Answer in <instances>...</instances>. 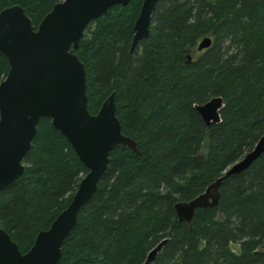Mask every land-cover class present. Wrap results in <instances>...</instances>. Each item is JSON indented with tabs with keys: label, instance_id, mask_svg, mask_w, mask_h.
<instances>
[{
	"label": "trees",
	"instance_id": "1",
	"mask_svg": "<svg viewBox=\"0 0 264 264\" xmlns=\"http://www.w3.org/2000/svg\"><path fill=\"white\" fill-rule=\"evenodd\" d=\"M58 1L0 0V10L18 4L36 27ZM141 1L90 20L74 50L89 112L114 91L121 132L141 155L111 150L55 264H143L163 238L147 264H264V151L221 180L217 204L196 208L190 223L174 210L264 136V0H158L148 37L130 49ZM8 68L0 52V81ZM213 96L223 100L220 121L206 127L194 104ZM22 163L0 192V227L26 252L87 169L48 117Z\"/></svg>",
	"mask_w": 264,
	"mask_h": 264
},
{
	"label": "water",
	"instance_id": "2",
	"mask_svg": "<svg viewBox=\"0 0 264 264\" xmlns=\"http://www.w3.org/2000/svg\"><path fill=\"white\" fill-rule=\"evenodd\" d=\"M130 0H60L46 12L36 27L18 4L0 10V52L9 68L0 81V192L23 172L22 159L28 151L41 117L50 118L52 127L70 144L87 171L72 197L46 229L39 230L30 248L22 252L0 227V264H55L61 247L73 228L81 207L97 188L118 144L137 155L136 142L121 132L114 91L95 113L87 108L85 67L74 50L88 22L115 4ZM158 0H142L133 24L132 49L149 34V25ZM211 38H202L197 49L206 48ZM220 96L194 104L206 127L220 121ZM264 151V136L195 197L174 203L179 220L190 223L194 210L211 207L219 199V185L225 177L246 169ZM166 242L160 240L143 264L152 261Z\"/></svg>",
	"mask_w": 264,
	"mask_h": 264
},
{
	"label": "rangeland",
	"instance_id": "3",
	"mask_svg": "<svg viewBox=\"0 0 264 264\" xmlns=\"http://www.w3.org/2000/svg\"><path fill=\"white\" fill-rule=\"evenodd\" d=\"M231 249H232L233 251H235V252L238 251V247H237L236 244H231Z\"/></svg>",
	"mask_w": 264,
	"mask_h": 264
},
{
	"label": "bare ground",
	"instance_id": "4",
	"mask_svg": "<svg viewBox=\"0 0 264 264\" xmlns=\"http://www.w3.org/2000/svg\"><path fill=\"white\" fill-rule=\"evenodd\" d=\"M163 239H164V238H163ZM157 243H158V242H157ZM157 243H156V244H157ZM156 244H155V245H156ZM153 247H154V246H153ZM153 247H152V248H153ZM145 258H146V257H145Z\"/></svg>",
	"mask_w": 264,
	"mask_h": 264
}]
</instances>
